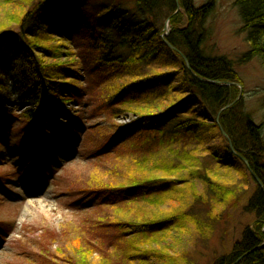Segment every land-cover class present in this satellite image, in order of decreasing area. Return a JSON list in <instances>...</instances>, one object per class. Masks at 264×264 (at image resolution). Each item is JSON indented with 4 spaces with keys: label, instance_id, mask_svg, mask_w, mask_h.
<instances>
[{
    "label": "rangeland",
    "instance_id": "obj_1",
    "mask_svg": "<svg viewBox=\"0 0 264 264\" xmlns=\"http://www.w3.org/2000/svg\"><path fill=\"white\" fill-rule=\"evenodd\" d=\"M207 1L196 0V4ZM20 6L21 1L9 5L0 2V23L11 22ZM215 6L206 23L209 35L204 50L210 56H226L234 61L243 82L238 98L256 122L263 123L264 137V66L259 58L239 62L250 47L246 35L240 32L242 21L234 1L216 0ZM76 24L80 22L70 25ZM69 34L58 37L60 40L52 37L46 43L48 50L60 47L61 54L56 55L60 59L39 50L35 54L44 76L69 84L74 95L62 94L63 102H44L43 106L33 100L21 101L20 78L12 71L5 76L6 86L1 90L4 97L0 98V264H113L114 254L121 256L117 239L123 234L118 222L139 221L143 216L160 219L167 214L200 215L212 205L206 198H194L193 190L202 194L205 188L198 181L184 185L158 203L151 197L150 201L130 203L122 210L116 194L97 187L162 177L167 174L162 165L174 159L175 150L189 148L204 160L208 149L223 141L218 129L204 128L200 140L187 135L171 147L147 143L153 141L143 131L147 118L136 127L121 130L140 115L162 111L177 102L183 96L179 79L171 85L151 86L138 95L130 93L134 91L131 88L122 98L135 97L133 101L118 104L119 99L108 106L106 102L124 85L155 69L163 70V62L131 68L117 64L104 67L97 61L99 51L90 32L81 26ZM169 67L165 66L166 70ZM71 96L74 98L64 101ZM118 106L123 111L115 112ZM29 111L45 118L38 135L36 119L25 114ZM217 179L244 191L249 189V193L258 184L243 169L218 170ZM140 204L143 207L136 208ZM221 215L214 230L206 229L209 237L205 238L189 220H168L161 227L162 233L154 236L157 240L149 241L146 248L167 252L176 260L151 255L148 264H187L181 257H193L196 264H213L241 238V228L254 221L243 205Z\"/></svg>",
    "mask_w": 264,
    "mask_h": 264
},
{
    "label": "trees",
    "instance_id": "obj_2",
    "mask_svg": "<svg viewBox=\"0 0 264 264\" xmlns=\"http://www.w3.org/2000/svg\"><path fill=\"white\" fill-rule=\"evenodd\" d=\"M16 1L23 3L19 14L14 15L11 22L0 23V98L4 97L1 90L6 86L5 76L8 71L16 73L20 78L18 87L22 90L21 101L33 100L34 103L41 102L43 106L44 102H63L60 99L62 94L74 95V89L69 84L44 76L39 70L35 51L50 53L60 59L56 56L61 54L60 47L48 50L46 43L55 36L62 39L63 35H70L73 29L83 26L90 32L94 46L99 51L97 61L104 67L117 64L119 67L131 68L132 65L147 66L156 62H163L164 65L163 70L155 69L142 78L132 80L131 84L124 85L118 94L112 95L106 102L108 106L119 99L118 104L127 105L130 100L133 101L135 97L122 98L131 88L134 91L130 93L138 95L151 86L171 85L177 79L183 88V96L177 102L162 111L140 115L137 120L122 126L121 130L136 127L147 118L148 123L143 131L153 138V141L147 143L171 147L178 138L187 135L200 140L204 128L218 129L222 138V144L208 149L209 153L204 160L193 155L189 148L175 150L174 159L162 165L167 173L162 174V177L97 186L103 191L116 194L121 199L122 206L119 209L122 210L130 203L139 204L144 199L158 203L184 185L190 186L189 183L198 181L205 188L202 194L193 190L194 198L201 201L206 198L212 204L205 210L206 216L202 217L204 214H167L160 219L141 216L139 221L118 222L116 225L121 227L123 234L117 239H120L118 251L121 256L114 254L113 264H148L151 255L157 259L166 257L175 261L167 252L146 248L149 241L154 243L157 240L154 236L162 233L161 227L168 220L174 217L189 220L205 238L209 237L206 229L214 230L216 223L223 218L221 212L238 209L242 205L254 217V221L241 228V238L232 244L229 248L231 250L217 257L213 264H235L236 261V264H264L263 123L258 124L244 107L242 98H238L243 82L234 61L226 56H210L204 50L209 35L206 23L216 7V0H208L200 6L196 0H0L8 5ZM130 1L133 4L127 5ZM233 1L242 21L240 32L246 35L250 47L239 58V62L259 58L264 66V0ZM76 20L80 22L79 25H70ZM168 20L167 31L165 26ZM183 56L188 60L190 68ZM167 65L170 66L169 70L165 68ZM45 67L48 65L45 64ZM199 77L212 82L202 81ZM73 98L66 97L64 101ZM194 105L196 107L186 114ZM228 105L231 106L218 116L220 110ZM120 111L123 108L118 106L115 112ZM25 114H29V119H36L38 135V129L45 122L44 116L36 115L35 111ZM221 128L227 137L222 134ZM242 158L248 161L249 166L243 163ZM221 169H243L253 180L255 174L263 188L255 183L249 193V189L244 191L220 181L217 179V171ZM97 187L95 189H99ZM151 197L154 199L149 200ZM141 205L136 208L140 209L143 207ZM181 259L187 264H196L193 257Z\"/></svg>",
    "mask_w": 264,
    "mask_h": 264
},
{
    "label": "water",
    "instance_id": "obj_3",
    "mask_svg": "<svg viewBox=\"0 0 264 264\" xmlns=\"http://www.w3.org/2000/svg\"><path fill=\"white\" fill-rule=\"evenodd\" d=\"M167 24H168V22H167ZM167 24H166V28H167ZM171 48L173 47L172 45H169ZM184 58V60H185V62H186V65H187V67L188 68H190V66H189V63H188V60L186 59V57H183ZM200 78V77H199ZM200 80H202V81H207V82H212L211 80H207V79H205V78H200ZM231 105H228V106H226L225 108H223L222 110H220V112H219V114L223 111V110H225L226 108H228V107H230ZM217 120H218V118H217ZM221 132L225 135V136H227L226 135V133H225V131L221 128ZM229 142H230V146L232 147V142L229 140ZM243 159V158H242ZM243 161H244V163L247 165V166H249V163H248V161L246 160V159H243ZM254 177L256 178V180L258 181V184L263 188V184H262V182L259 180V178L254 174Z\"/></svg>",
    "mask_w": 264,
    "mask_h": 264
},
{
    "label": "bare ground",
    "instance_id": "obj_4",
    "mask_svg": "<svg viewBox=\"0 0 264 264\" xmlns=\"http://www.w3.org/2000/svg\"><path fill=\"white\" fill-rule=\"evenodd\" d=\"M168 44H169V45H172V44H170V43H168ZM172 46H173V45H172ZM172 48H173V47H172ZM184 61H185V60H184ZM232 104H233V103H232ZM232 104H231V105H232ZM261 188H262V187H261Z\"/></svg>",
    "mask_w": 264,
    "mask_h": 264
}]
</instances>
